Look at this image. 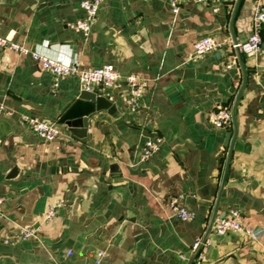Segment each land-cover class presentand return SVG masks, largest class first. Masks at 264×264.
Listing matches in <instances>:
<instances>
[{
  "label": "crops",
  "instance_id": "0c3cea01",
  "mask_svg": "<svg viewBox=\"0 0 264 264\" xmlns=\"http://www.w3.org/2000/svg\"><path fill=\"white\" fill-rule=\"evenodd\" d=\"M255 3L264 0L185 2L173 13L170 0H100L85 37L69 26L84 15L79 0H0L1 37L147 81L133 111L124 81L96 88L110 106L89 114L81 141L58 121L84 90L78 78L0 48V104L9 112L0 114V264H93L99 250L102 264H264V27L255 55L227 47L193 55L200 36L245 39ZM219 106H231L230 128L209 123ZM21 115L59 134L45 140ZM157 137L160 149L140 160L144 141ZM173 198L194 218L173 215ZM232 208L263 231L257 239L210 227ZM31 226L34 237H17ZM197 237L210 241L198 261Z\"/></svg>",
  "mask_w": 264,
  "mask_h": 264
},
{
  "label": "built area",
  "instance_id": "2783aa9c",
  "mask_svg": "<svg viewBox=\"0 0 264 264\" xmlns=\"http://www.w3.org/2000/svg\"><path fill=\"white\" fill-rule=\"evenodd\" d=\"M226 0H170V9L173 13H178L180 7L185 2L193 3H217ZM79 5L84 10L83 17L77 19L69 26L80 32L83 36H88L97 11L100 5V0H79ZM264 27V5L255 3L251 12V27L250 33L243 40L232 39L228 42L219 41L213 36H200L193 42V55L201 57L208 52L214 50H224L226 47L232 53H242L247 56L255 55L259 52L262 45L261 31ZM0 48H9L19 51L23 54H29L42 69L58 76L65 78L68 76H76L82 87L87 91H95L96 88H110L118 81H124L128 89L127 103L131 111L138 107L143 92L147 86V81L138 74L129 73L122 75L111 64H104L100 67H80L75 61L62 62L55 58H51L38 51L30 50L18 43L8 40L0 36ZM229 66V65H228ZM9 113L3 104H0V114ZM207 119L209 123L218 128H230L233 121V110L231 106H219L208 112ZM20 121L29 126L36 134L45 140H52L58 134L59 130L52 124L45 123L34 116L21 115ZM162 139H147L144 141L140 160H145L153 153L160 149ZM264 191V183H263ZM4 199L0 196V207ZM60 206V202L52 203L48 206L45 214V220L52 219ZM168 206L173 215L181 220H191L194 218V213L188 211L176 199H170ZM210 227L217 234H225L228 231H241L252 239H257L264 231L261 229H253L246 226L237 209H230L226 216L216 218L212 221ZM38 227H23L18 233L19 239H30L37 234ZM210 241L206 238L197 237L190 246V251L195 260H200L204 250L208 247ZM105 257V252L99 250L95 256L93 264H102Z\"/></svg>",
  "mask_w": 264,
  "mask_h": 264
},
{
  "label": "water",
  "instance_id": "95a60500",
  "mask_svg": "<svg viewBox=\"0 0 264 264\" xmlns=\"http://www.w3.org/2000/svg\"><path fill=\"white\" fill-rule=\"evenodd\" d=\"M110 102L96 91L82 90L79 96L73 101L59 117V122L66 125L72 132L73 137L86 141L87 119L94 110L106 109Z\"/></svg>",
  "mask_w": 264,
  "mask_h": 264
}]
</instances>
